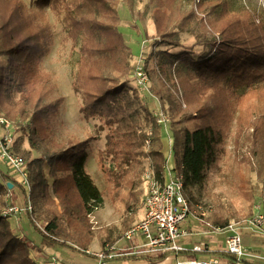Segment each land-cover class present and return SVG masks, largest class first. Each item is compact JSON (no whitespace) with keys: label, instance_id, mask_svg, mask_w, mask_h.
<instances>
[{"label":"trees","instance_id":"trees-1","mask_svg":"<svg viewBox=\"0 0 264 264\" xmlns=\"http://www.w3.org/2000/svg\"><path fill=\"white\" fill-rule=\"evenodd\" d=\"M114 2L35 0L33 7H27L23 0H0V115L13 133L14 127L20 132L12 150L27 163L29 191L20 189L18 195L22 207L30 203L32 209L25 214L40 234L38 246L14 232L10 219L18 216H2L6 199L17 204L16 182L5 164L8 172L0 171V264H39L38 259L46 256L44 247L60 252L66 262L72 259L68 252L93 258L87 253L93 234L89 216L101 207L103 196L84 168L86 141L63 143L53 134L60 101L45 102L50 76L42 60L52 43L47 11L61 22L72 48L79 45L71 87L81 97L83 117L100 120L108 130L98 168L113 203L123 202L128 216L132 207L131 214L137 212L140 192L134 187L143 179L133 177L130 164L143 154L148 137V167L156 175L162 172L160 127L150 106L143 105L142 94L125 78L135 65L129 64L131 52L117 30ZM183 2L193 3L194 9L180 17L175 4ZM165 4L168 10L163 12ZM156 7L152 37L155 47L164 49L152 50L143 68L155 82L150 93L166 106L171 164L183 175L188 200L198 204L186 191L202 185L208 169L225 154L223 143L233 122L234 149L248 147L254 160L246 161L264 190V16L232 13L223 0H161ZM196 23L210 35L203 42L207 51L197 54L190 46L173 53L171 49L181 47L178 33ZM247 184L246 178L239 186L244 190ZM250 215L249 208L241 218ZM229 219L224 208L216 206L210 223L225 227ZM133 221L127 217L125 231ZM116 243L108 235L102 239V249ZM164 259V255L143 257L150 264Z\"/></svg>","mask_w":264,"mask_h":264},{"label":"rangeland","instance_id":"rangeland-1","mask_svg":"<svg viewBox=\"0 0 264 264\" xmlns=\"http://www.w3.org/2000/svg\"><path fill=\"white\" fill-rule=\"evenodd\" d=\"M23 1L27 7H33V2L35 0ZM159 1L161 0H116V2L113 3L119 17L117 30L131 52L129 57L130 65H136L140 62L143 64L145 57L152 50L164 49L162 47H155L154 39L152 37L155 34L153 12L155 8H158L156 6ZM223 1L228 5L229 10L232 13L243 15L245 12H249L254 16H264V0ZM176 7H178L177 14L181 17L182 15L186 16L190 9H194V4L190 2L176 3L175 10L177 12ZM167 10V4L161 7V11L165 12ZM47 17L51 25L52 43L49 47L48 53L42 60V68L50 76V93L45 102L60 101L53 134L57 141L63 143L72 140L86 141V162L84 168L95 186L101 191L103 203L99 209L95 210L89 216V222L92 225L91 230L93 234L89 242L88 251L91 252L89 253L90 255L93 253V258H88L82 254L73 252L74 258L69 260V262H66L61 258L60 252L52 248L44 247L43 253H45L47 257L39 258L38 262L39 264H42V261L53 264H90L96 261L94 254L103 250L102 239L108 238V235L110 236V239L117 241L115 247L123 248L124 243L120 241V236L125 231L124 224L126 223L127 217L134 220L131 224L133 225L136 221L140 220L143 215V199L146 194V184L145 182H141L139 185L135 184L136 186L134 187V190L140 192L139 198L135 202L138 209L136 213L131 214L133 212V207L130 208L129 216L125 213V205L123 202H120L118 199L113 203L110 198L107 190V183L98 168L99 153L105 149L106 134L108 130L100 120L96 118L86 119L83 117L80 110L81 97L78 93L73 91L71 87L72 73L75 70V61L78 57L79 45L72 48L71 41L65 38L66 33L61 22L58 21L49 11H47ZM207 18L208 15L203 16L204 20H207ZM178 37L181 47L171 49L173 53H178L182 51L183 48L190 46L193 47V51L197 54L207 51L203 42L210 39V35L203 31L198 23L195 25L190 24L189 29L178 33ZM132 73L133 70L129 72L125 78L128 80V86L134 89L136 86L134 79L132 78ZM148 85L150 88V86L155 85V82H152L149 79ZM141 94L143 105L150 106V111L156 124L155 113L160 112L165 114L164 109H166V106L164 105L162 107V105L151 96V93V95L146 93ZM165 115L167 116V114ZM0 117L6 119L4 116L0 115ZM168 125L169 122L167 128ZM14 128V133L11 129L13 141L20 135L17 127ZM234 129L235 122L231 125L223 143L225 154L214 166L208 169L205 182L200 186L188 188L186 191L189 198L192 199V203H198L197 205L192 204L194 215L200 217V212L196 207L200 206L202 210L206 212L204 219L209 222L210 226H212L210 223V217L216 206L224 208L228 217H230L229 222L243 220L241 218L242 215L246 214L249 208L251 209L252 214L253 208L258 204L261 206L262 210H264V190L262 189V183L257 180L255 171L250 168L246 161L248 160L252 163L254 159L249 155L250 152H248V147L246 148L245 145L240 147V149H234ZM160 132L162 150L163 152H168V138L171 139V135L169 131L167 133L163 131L162 127H160ZM244 139H246V137ZM24 146L27 147L26 143ZM148 148L149 147L145 146L144 143L142 149L143 154L140 155L136 163L130 164V169L132 168V174L135 179H139V177L142 179L143 170L149 168V161L146 159ZM172 162L173 157L170 159V163ZM110 163V160L107 159L106 164L110 166ZM123 166L127 167L125 164ZM0 171L3 173L8 172L4 162L1 160ZM245 177L248 179L249 184H247L246 189L242 190L239 185L243 179H246ZM20 189L23 188L16 183V189L13 194L19 206L22 205L23 199L18 195ZM124 192H126L125 189L123 190V193ZM124 195H126V193H124ZM17 204L15 203V205ZM18 218L20 219V229H18L19 225H16L14 219H10V222L13 224L12 228L14 232L20 236H25V238L39 246L40 234L32 227V225H30L25 212L20 214ZM189 221H191V219H189ZM221 241L223 240L216 238L215 247L217 245L221 247ZM259 241V239L252 240L248 236L243 237V244L249 250H252V252L259 255V260L256 264H264V244L259 243ZM187 242L188 241L185 239V241H181L180 243L187 244ZM31 254L33 255L34 253ZM196 256L199 259L209 258L207 257L208 255L202 254ZM177 258L179 261H184L186 259L184 255H179ZM50 259L52 262H50ZM168 260L171 264H174L175 258L172 255H168L167 260L165 261L168 262ZM156 263L157 261L154 264ZM110 264H147V261H144L141 258H120L116 260V262L112 261Z\"/></svg>","mask_w":264,"mask_h":264},{"label":"built area","instance_id":"built-area-1","mask_svg":"<svg viewBox=\"0 0 264 264\" xmlns=\"http://www.w3.org/2000/svg\"><path fill=\"white\" fill-rule=\"evenodd\" d=\"M141 64L142 62L135 65L132 78L138 92L150 94L149 78ZM154 116L156 124L167 133L169 118L160 112ZM0 129V160L8 165L14 181L28 194L27 163L13 152L11 124L2 117ZM148 134L151 135L150 132ZM144 143L149 147L150 138H146ZM171 157V140L168 138V152H165L161 174L156 175L150 167L143 171L142 179L146 184V194L141 219L120 236V241L124 243L123 248H117L116 245L106 246L94 254L95 264H110L120 258L143 259L144 256L156 255H164L163 261L167 260L168 255H172L175 258L174 264H256L259 255L243 244V237L259 239V242L264 244V211L261 206L256 205L246 219L231 221L225 227L210 226L204 219L206 212L200 206H196L200 217L194 215L192 205L185 194L183 175L172 166ZM6 201L2 211L4 217L17 216L32 209L29 202L26 207H22L11 205L7 199ZM204 235L212 236L215 241L216 238L223 240L222 246L215 247V241L200 238ZM185 239L188 241L187 244H181L180 242ZM186 254L208 255L209 258H188ZM179 255H184L186 259L179 261L177 258ZM166 262L160 261L156 264ZM166 264L171 262L168 260Z\"/></svg>","mask_w":264,"mask_h":264},{"label":"crops","instance_id":"crops-1","mask_svg":"<svg viewBox=\"0 0 264 264\" xmlns=\"http://www.w3.org/2000/svg\"><path fill=\"white\" fill-rule=\"evenodd\" d=\"M17 206H19L18 204H17ZM18 217H19V215H17ZM16 216V217H17ZM17 217V218H18ZM15 218L14 219V222L16 223V225H19V227H18V229H20L21 227H20V219L18 218ZM245 237H247V236H245ZM194 238H196V237H194ZM200 238H202V239H204V240H206V241H215L214 239H213V237L212 236H210V235H204V236H201ZM250 239H252V240H254L255 238H252V237H249ZM260 243V242H259ZM189 246V245H188ZM89 253H91L90 251H88ZM68 256L70 257V258H74V255H73V252H68ZM47 257V256H46ZM199 259V258H198ZM58 261V260H57ZM50 262H52V260L50 259ZM162 262H165V261H162ZM42 264H53V263H47V262H44V261H42ZM58 264V263H57ZM86 264V263H85ZM90 264H95V262H92V263H90Z\"/></svg>","mask_w":264,"mask_h":264},{"label":"water","instance_id":"water-1","mask_svg":"<svg viewBox=\"0 0 264 264\" xmlns=\"http://www.w3.org/2000/svg\"><path fill=\"white\" fill-rule=\"evenodd\" d=\"M9 187H11V184H8Z\"/></svg>","mask_w":264,"mask_h":264}]
</instances>
